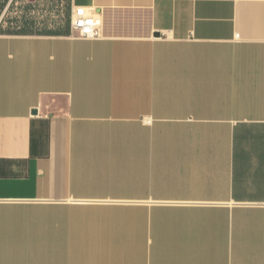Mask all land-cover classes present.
Segmentation results:
<instances>
[{
	"label": "crops",
	"instance_id": "obj_1",
	"mask_svg": "<svg viewBox=\"0 0 264 264\" xmlns=\"http://www.w3.org/2000/svg\"><path fill=\"white\" fill-rule=\"evenodd\" d=\"M0 264H264V0H0Z\"/></svg>",
	"mask_w": 264,
	"mask_h": 264
},
{
	"label": "built area",
	"instance_id": "obj_2",
	"mask_svg": "<svg viewBox=\"0 0 264 264\" xmlns=\"http://www.w3.org/2000/svg\"><path fill=\"white\" fill-rule=\"evenodd\" d=\"M100 19L85 7L74 10L71 36L74 38L96 39L101 37Z\"/></svg>",
	"mask_w": 264,
	"mask_h": 264
}]
</instances>
